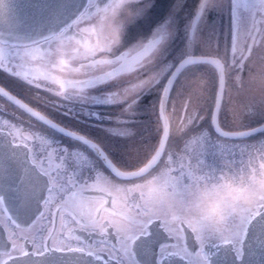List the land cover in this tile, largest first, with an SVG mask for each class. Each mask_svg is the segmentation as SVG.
I'll use <instances>...</instances> for the list:
<instances>
[{
    "label": "flooded vegetation",
    "instance_id": "1",
    "mask_svg": "<svg viewBox=\"0 0 264 264\" xmlns=\"http://www.w3.org/2000/svg\"><path fill=\"white\" fill-rule=\"evenodd\" d=\"M167 1L160 0L156 9L174 14L175 23L169 29L170 34L155 47L144 43L148 39L147 33L133 46V33L128 31L132 24L126 26L120 43L113 45L111 29L115 24L107 27L105 20L118 0H85L80 12L53 34L33 42L12 43V49L0 48V63L10 59L11 65L17 66L20 73V76H11L18 81L16 87L10 83L6 86L1 81L0 84L45 117L91 139L102 151L97 152L96 148L72 135H61L38 117H33L28 107L29 112H23L29 122L18 117L14 112L21 109L0 97V107L7 104L9 114L16 117V126L14 123L7 126L0 121V144L5 146L9 139L11 154L18 155L20 160L23 158L26 165H32L45 181L43 197L33 216L21 215L32 211L28 205L15 207L13 210L18 217L11 218L6 205L11 203L0 197V244H5L6 250L13 252V256L20 254L21 247L27 251L35 236L48 248L75 247L102 262L110 260L118 264H128L129 257H134L137 264H142L136 250L139 239L145 238L151 230L164 227L162 222L152 219L148 221L150 227L145 234L135 235L145 216L153 210L144 200L146 182L161 168L150 171L151 165L139 175L121 177L113 174L107 165L123 171L134 169L156 147L160 127L154 135L150 153L145 149L143 155H133L117 146V141L131 135L133 120L147 117L148 107L140 103L150 100V95H157L158 99L165 77L174 64L170 54L175 55L162 50L163 45H173L171 40L177 37L185 42L189 40L190 31L188 28L183 31V24L194 4L196 12L199 0H182L180 9H164ZM194 12L191 18L195 16ZM156 13L154 19H160V22L168 17L162 13L156 16ZM210 14L211 8L206 9L204 28L207 22L211 23ZM242 14L244 19H241ZM218 34L214 46L220 50L218 53L231 58L230 62L222 59L223 64L233 63L238 72V84L245 92L250 89L248 81L256 79V75L250 73L257 65L249 60L263 53L264 49V4L260 0H247L238 6L233 5L231 15L225 17ZM258 39L262 49L254 46V40ZM209 42L211 44L212 38ZM195 43L196 40L192 45L196 46ZM21 45L25 48L18 47ZM173 84L174 81L167 98ZM154 86L157 87L155 91ZM28 90L34 91L28 93ZM248 94L251 97L247 99L245 95H240L243 121L239 126L227 128L244 130L264 121V97L254 92ZM253 98H259V105H250ZM187 103V100L180 104L167 99L165 102L166 138L170 136L166 150L177 156L184 152L189 137L198 135L197 130L206 126L210 137L212 135L207 118L203 121L202 116L194 119L193 115L188 119L192 114L191 110L186 111ZM248 113L250 115L245 123ZM155 116L154 109L151 117ZM191 124L200 128L194 129ZM182 125H187V128L178 134L177 130ZM100 128H108L113 133L97 137ZM189 128L194 131L185 136ZM243 134L237 138L221 137L226 140L224 142L220 138L221 142L190 143L185 159L198 157L203 161L204 172L238 171L250 157L264 155V127ZM233 139L237 140L230 142ZM54 140L58 142L53 143ZM173 167L178 168L179 165ZM148 190L151 191V188ZM134 211L140 212L141 216L134 215ZM177 218L176 214L172 216V219Z\"/></svg>",
    "mask_w": 264,
    "mask_h": 264
},
{
    "label": "snow or ice",
    "instance_id": "2",
    "mask_svg": "<svg viewBox=\"0 0 264 264\" xmlns=\"http://www.w3.org/2000/svg\"><path fill=\"white\" fill-rule=\"evenodd\" d=\"M175 2L177 6L182 4V0H175ZM246 2L247 0H229L230 11L233 5L238 6ZM260 3L264 4V0H260ZM159 4L160 0H133L132 6L137 10L138 17L128 31L130 34L137 30L147 33L148 39L144 43L149 47H155L165 40L170 34L169 29L173 23L171 13L162 22H156L154 14ZM172 4L173 0H169L170 7ZM201 19L195 14L192 31L189 34V45L196 39V26ZM165 93L167 94V90ZM213 123L220 136L232 135L220 128L218 120ZM194 129L189 128L184 135L188 136ZM60 134L65 135L63 131ZM169 140L170 136L166 139L158 137L153 154L159 158L150 171H155L157 168L167 170L172 178L169 192L183 203L190 199L189 186L194 176L197 177V182L201 178L205 182L214 178L204 176L203 161L198 157L185 159L187 145L193 142L200 144L201 141L207 144L209 142L208 133L199 131L198 135L189 137L185 142L184 152L178 156L167 152ZM177 164L178 168L173 167ZM209 173H214V171L210 170ZM36 183L37 179L33 175V169L21 162L18 155H12L11 152L6 151L4 145L0 144V197L15 205L26 207L35 199ZM174 215L175 213L172 214ZM172 216L171 224L164 226L163 229L157 228L149 231L145 238L138 241L136 250L142 264H209L210 259L211 264H248L246 257L253 256L257 248L264 251V219L259 222L254 221L252 226L245 230L243 237L233 230L234 225H228V230L232 233L231 239L218 244L206 238L202 231L197 233L186 227L179 218L172 219ZM6 249L5 244H0V264H13V252ZM19 251L24 259L23 262L15 261V264H49L48 245L35 236L32 237L31 247L27 251L23 247ZM55 251L58 249L53 250ZM61 264L65 262L61 261ZM128 264H137V261L134 257H129Z\"/></svg>",
    "mask_w": 264,
    "mask_h": 264
},
{
    "label": "rangeland",
    "instance_id": "3",
    "mask_svg": "<svg viewBox=\"0 0 264 264\" xmlns=\"http://www.w3.org/2000/svg\"><path fill=\"white\" fill-rule=\"evenodd\" d=\"M175 0L173 1L172 6H169V2H165L164 4V9H171V8H178L180 9L177 4H175ZM196 5H193V9L191 10V13L188 14V16L184 20L183 24V31L188 28V30L191 33V29L188 24L191 23L192 21V13L194 12ZM229 8V0H217V4L214 8H211V23L210 21L206 23V27L204 28V17L199 21V23L196 26V46H193L192 44L189 45V40H185L183 38L177 37L172 39L171 41L174 42L173 45L168 46V45H163L162 50H168L169 52H174L175 55H171L170 57L173 59L172 63L176 59H178L181 55L186 54V53H207L212 56H217L221 60L225 59V61L230 62L231 58L227 59L225 57V54L223 53H218L217 51H220L217 49L215 45L216 38L219 36L220 29L222 28L224 24L225 17H227V9ZM156 16H160L161 13L164 15L169 16V11H160L156 9ZM173 23H175V15L173 14ZM245 15H241V19H244ZM157 23L160 22V19H155ZM107 27L111 25L116 24L118 21L117 20H112L110 18H107L106 20ZM190 21V22H189ZM135 23V22H134ZM132 23V26L134 25ZM109 27V29H110ZM138 32L133 33V41L132 45H136L137 42L144 36L146 35L145 32L141 30H137ZM183 35V34H182ZM185 36V34H184ZM212 38V42L210 44V39ZM184 42L182 43V41ZM261 40L258 39L254 40V46L259 47L261 44L259 43ZM21 49H24L25 47L18 46ZM176 48V50L174 49ZM262 49L261 47H259ZM159 51L161 49L157 47ZM263 53H258L255 56H252V58L249 60V62H254L256 63L257 66H254L250 74H255L256 79L251 81V79L248 81L249 83V88L244 92L242 90V86L238 84L239 78H238V72L236 67H233L232 64H227V66H223V72L225 71L224 77H226L224 81V86H223V95H222V103L220 106V111L218 113V119L220 123L222 124L223 127H235L239 126L240 122L243 121V118L241 117V110H243V106H240V95H245V99L250 98L251 96L248 94L249 93H256L260 95L261 97H264V49ZM214 51L217 53H214ZM222 52V50H221ZM237 58V57H236ZM230 68V70H229ZM168 71V70H167ZM166 71V72H167ZM0 80L3 82H8L12 84L13 86H17L18 81L15 77H6L4 78L2 75V72L0 71ZM216 74L215 70L211 68L210 66L206 64H195L190 68H186L182 73L179 75L177 78V81L175 84H173L172 90L170 92L169 98L167 100L171 102H179L180 104H183L184 101L187 100V108L186 111L191 110L192 115L189 116L188 119L195 117L198 119V116H202V120L205 121L207 118V122L209 124V113L211 109V103L213 102V96H214V90H215V85H216ZM253 85V87H252ZM28 87V85H26ZM157 89L156 86L153 87V90L155 91ZM257 89V90H256ZM34 90H28V93H32ZM2 97V96H0ZM150 100L154 102L153 103L148 100V101H142L140 104L141 105H146L148 107V111L145 118L142 119H136L132 121L131 127H133V131L131 135L128 138H119L118 139V145L119 147L126 149L129 152H132L133 155H143L145 153V149H148L149 153L151 152L152 148H150L151 144L153 143L154 135L156 134V131L160 127V123L157 121V118L151 117L154 115V109H155V114L156 112V105H157V95L152 96L150 95L149 97ZM252 103H250L251 106H257L259 98H253L250 99ZM192 103V106L190 104ZM249 110V109H248ZM10 109L7 107V104H1L0 107V121L3 122L4 125L11 126L12 123L15 124L16 126V117L14 114H16L18 117H21L22 119H27L29 122V118H27L26 113H24L21 110H18L14 112V114L11 116L9 114ZM194 112V113H193ZM247 113V110L245 111ZM250 113H248L247 116H245L244 121L248 120V116ZM3 117V119H2ZM151 117V118H150ZM181 120H183V116L181 117ZM175 120L174 122H176ZM191 126L194 128H200L198 125L191 124ZM21 127L19 126L20 130ZM199 131H204L208 133V140L209 142H221L226 141L223 140V138H219L215 134L212 133L211 137L209 134V128L204 126L201 128ZM22 133H26L25 131H22ZM99 135L106 133V134H112L113 132L110 131L108 128H100V130L97 132ZM108 137L106 136L104 139L106 140ZM237 139H233V141L230 142H235ZM58 142L57 140H54L53 143ZM203 142V141H201ZM52 144V143H51ZM123 152V151H121ZM134 215L137 217L141 216L140 212H133Z\"/></svg>",
    "mask_w": 264,
    "mask_h": 264
},
{
    "label": "clouds",
    "instance_id": "4",
    "mask_svg": "<svg viewBox=\"0 0 264 264\" xmlns=\"http://www.w3.org/2000/svg\"><path fill=\"white\" fill-rule=\"evenodd\" d=\"M216 4L217 0H200L196 16L203 18L206 9L214 8ZM132 5L133 0H118L115 8L107 13L110 19L118 21L111 29L113 45L120 43L126 26L138 17ZM186 128L187 125L180 126L177 133ZM261 164H264V155L250 157L235 172H204V176L214 177L207 182L202 178L197 182L194 176L189 186L190 199L183 203L169 192L172 178L167 170L152 174L146 182L144 200L153 210L145 216L135 235L145 234L150 227L148 221L152 219L162 222L163 226L171 224V216L175 213L186 227L197 233L202 231L206 238L218 244L231 239L228 225H234L233 230L243 237L254 221L264 219V167Z\"/></svg>",
    "mask_w": 264,
    "mask_h": 264
},
{
    "label": "water",
    "instance_id": "5",
    "mask_svg": "<svg viewBox=\"0 0 264 264\" xmlns=\"http://www.w3.org/2000/svg\"><path fill=\"white\" fill-rule=\"evenodd\" d=\"M82 1L83 0H0V40L24 42L46 35L49 32L55 30L58 26L68 21L71 17H73L81 7ZM192 62H207L215 69L217 75V84L215 88L214 104L211 114V124L213 130L217 133L216 127L213 122L216 121V110L221 95L223 74L222 63L215 56L189 54L183 56L175 63V65L172 67L169 74L167 75L162 86L161 92L159 94L157 108L158 116L162 126V130L159 137H163L164 139L166 137L167 122L164 116L163 109L164 102L167 96L165 90H167L168 93L169 87L179 70L184 65ZM1 93L12 101H15L22 107L26 106L17 97L7 94L5 90H3ZM35 112L38 114L37 111ZM40 116L41 119L48 120V124L56 128L58 131H63L66 134L77 136L94 149L96 148L97 151L100 150L98 146L90 139L78 135L66 129L65 127L55 123L54 121L46 119L41 114ZM260 127H264V121L252 128L259 129ZM223 130L231 133V136H237L239 133V131H230L226 129ZM4 147L6 151L9 148L7 144ZM156 157L157 156L152 153L149 159L139 168L129 171H121L117 168L118 172L116 173H120V175H131L141 173V171L145 170L151 165V163L156 159ZM111 168L113 169V167H111L110 165V169ZM33 175L36 177L37 183L35 189V199L31 203L32 206L31 204H29V206H31L33 209L32 213L38 207L39 197L42 196L43 193V187L40 186L39 176L36 174ZM15 207L17 206L11 203L8 208L12 212ZM10 215L14 216L13 213H10ZM53 250L55 249H49V264H61V261H64L65 264H117L116 262L110 260L102 262L98 258L92 257V255L85 253L83 252V250L78 248L59 249L55 252H53ZM13 258V264H15V261L23 262L24 259L20 255H15L13 256ZM246 259L248 261V264H264V251L257 248L255 254L251 257H246Z\"/></svg>",
    "mask_w": 264,
    "mask_h": 264
},
{
    "label": "bare ground",
    "instance_id": "6",
    "mask_svg": "<svg viewBox=\"0 0 264 264\" xmlns=\"http://www.w3.org/2000/svg\"><path fill=\"white\" fill-rule=\"evenodd\" d=\"M192 21H193V18H192ZM192 21L190 23V26L192 27ZM212 56V55H210ZM217 57V56H215ZM219 59V57H217ZM220 60V59H219ZM221 62V61H220ZM224 81H225V77H224V74H222V88H221V95H220V100L222 101V95H223V86H224ZM160 121V120H159Z\"/></svg>",
    "mask_w": 264,
    "mask_h": 264
}]
</instances>
